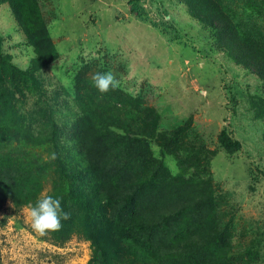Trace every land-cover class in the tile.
Segmentation results:
<instances>
[{"label":"rangeland","instance_id":"obj_1","mask_svg":"<svg viewBox=\"0 0 264 264\" xmlns=\"http://www.w3.org/2000/svg\"><path fill=\"white\" fill-rule=\"evenodd\" d=\"M237 45L264 59V0L0 2V264H264V79ZM43 194L70 214L46 236Z\"/></svg>","mask_w":264,"mask_h":264},{"label":"clouds","instance_id":"obj_2","mask_svg":"<svg viewBox=\"0 0 264 264\" xmlns=\"http://www.w3.org/2000/svg\"><path fill=\"white\" fill-rule=\"evenodd\" d=\"M92 81L100 93L120 87L119 79L111 71L95 73ZM27 216L30 227L40 236L60 231L63 227L62 221L70 218V214L62 208L61 198L51 194H43L34 203L30 202L27 205Z\"/></svg>","mask_w":264,"mask_h":264},{"label":"trees","instance_id":"obj_3","mask_svg":"<svg viewBox=\"0 0 264 264\" xmlns=\"http://www.w3.org/2000/svg\"><path fill=\"white\" fill-rule=\"evenodd\" d=\"M3 1H6L10 5L13 4V0H0V2H3ZM129 10L132 13L136 12V9L134 6H130ZM194 17L200 22L206 23L208 25H215V26L220 25L217 18L209 14L206 11L196 12L194 13ZM219 27L222 30V27L221 26ZM219 33H222V32L219 30ZM230 49H234L235 51L234 54L231 55V57L235 61L245 64L260 78L264 79V59H262V55H263V54L261 55L262 52L257 53L254 50L251 51L247 47H240V45H237L235 46V48H230ZM218 141L226 149L237 150L239 148L238 142L227 137L226 134L224 133V130H221L219 132ZM10 191L11 190L8 189V191L5 192L4 194H0V207L5 201V199H11L12 193ZM161 216H162L161 218H163L164 214ZM163 227H165L164 238L160 236L155 238L154 236H152V239L154 238L156 242L160 241L161 248L165 247L164 252H169L170 249L172 248V244L174 243V238L170 236L171 233H170V230H168V227H169L168 224H164ZM157 230H158V226H157ZM190 263H191V260L182 261V264H190Z\"/></svg>","mask_w":264,"mask_h":264}]
</instances>
